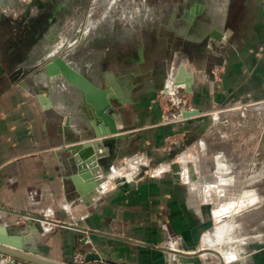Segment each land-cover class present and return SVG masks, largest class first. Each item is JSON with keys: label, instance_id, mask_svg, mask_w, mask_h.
<instances>
[{"label": "crops", "instance_id": "obj_1", "mask_svg": "<svg viewBox=\"0 0 264 264\" xmlns=\"http://www.w3.org/2000/svg\"><path fill=\"white\" fill-rule=\"evenodd\" d=\"M118 1L112 3L116 5ZM140 2L147 5V11L148 2L182 5L180 13L173 7L167 22V28L180 38V42L167 44L172 53L153 59L142 73L135 68L145 62L143 44L139 60L125 50L121 57L117 56L121 51L117 49L114 62H94L92 66L82 59L65 62L95 86L108 88L124 100L115 98L107 114L125 137L105 144L98 152L92 147L98 154L96 168L100 171L96 173L103 177L102 182L94 171L88 177L78 171L73 155L65 151L72 144L98 138L93 134L99 122L95 98L88 99L83 87L59 73L54 77V103L47 89L39 91L27 81L34 78L38 82L40 71L13 82L19 69L11 73L8 62L0 59L2 77L5 76L0 82V207L5 210L0 215V225L22 227L34 218L46 219L42 223L45 234L39 233L37 245L42 256L56 261L73 254L77 226L89 230L94 246L105 251L109 260L127 264H169V260L171 264H264V246L238 251L242 256L236 262L232 258L224 260L222 250L207 247L205 237L212 233L214 209L202 201L188 164L178 168L176 160L177 150L188 147L185 143L191 142L194 128L203 119L188 116L182 122L165 124L159 103L153 101L160 92L167 100L174 96L181 99L176 94L183 86L176 85L170 77L171 68L181 64L194 75L192 90L183 85L193 95L194 109L204 111L203 115L213 109V102L223 103L231 96L250 102L261 98L264 0ZM186 8H199L200 14L193 12L192 20L187 21ZM102 17L112 24L109 33L116 35V18L111 11ZM133 17H128L130 26ZM122 28L127 34L132 32L129 26ZM213 32H221L222 39ZM34 65L28 62L23 70L34 69ZM216 65L225 67L221 79L212 75L211 68ZM46 79L47 74L44 83ZM68 116L72 120L70 127L66 125ZM177 131L185 132L189 138L180 144H166L165 138ZM79 135L83 140L66 144V137ZM184 154L180 157L187 163ZM127 163L130 168L137 169L139 164L144 170L157 171L133 170L131 176L118 175L116 168ZM25 234L30 236L33 230ZM35 237L38 235L33 239L37 241ZM68 245L71 247L67 250ZM210 256L217 260L209 262ZM12 259L0 254V264Z\"/></svg>", "mask_w": 264, "mask_h": 264}, {"label": "rangeland", "instance_id": "obj_2", "mask_svg": "<svg viewBox=\"0 0 264 264\" xmlns=\"http://www.w3.org/2000/svg\"><path fill=\"white\" fill-rule=\"evenodd\" d=\"M148 5L150 9L147 11V5L140 0L131 3L119 0L116 5L112 0H0V59L8 62L11 73L27 66L28 62L35 64L31 72L40 71L45 62L59 56L64 58L63 62H80L82 59L92 66L94 62H114L125 51L134 60H139V47L143 44L145 62L135 69L146 72L153 63L150 61L172 53L167 44L180 40L167 28V22L174 6L178 13L182 11L181 4L148 2ZM108 11L116 18V35L109 33L111 22L102 17ZM125 13H128L127 17ZM132 14L130 26L128 17ZM143 14H148L149 18L146 15L144 18ZM125 26L131 27L132 32H123L122 27ZM174 67L170 70L172 80L178 69ZM211 70L214 79H221L225 67L216 65ZM14 76L13 82L23 81L20 75L15 73ZM45 76L44 68L37 77L38 82L34 78L27 81L37 89L45 90ZM184 87L176 94L181 99L174 96L167 100L160 92L153 100L161 107L162 120L164 117L169 120L165 124H176L170 119L179 115L183 108L191 110L195 107L193 95ZM261 93V98L253 102L231 96L223 103L213 102V109L208 114L203 115L205 112L200 111L196 118L201 116L203 122L194 128L191 142L185 143L188 147L176 152L179 153L177 167L188 164L202 201L214 209L212 233L224 224L220 237L217 236L215 242L207 244V247L214 251L222 250L224 260L232 258L233 262L242 256L238 251L264 246V88ZM187 138L185 132L177 131L167 136L165 143L170 144L171 139ZM183 153L188 157L187 163L180 157ZM128 165L117 167L118 175L131 176L133 170H144L139 164L138 170ZM144 171L157 169L145 168ZM77 243L81 241L76 239ZM70 247L68 245L67 250ZM73 254L74 262L81 252L76 249ZM216 260L211 256L208 259L209 262ZM25 262L21 261V264ZM177 264L186 263L177 261Z\"/></svg>", "mask_w": 264, "mask_h": 264}, {"label": "water", "instance_id": "obj_3", "mask_svg": "<svg viewBox=\"0 0 264 264\" xmlns=\"http://www.w3.org/2000/svg\"><path fill=\"white\" fill-rule=\"evenodd\" d=\"M193 12L196 14H200V9H188L186 8L184 11V19L187 21L192 20ZM214 34V32H213ZM212 34V35H213ZM216 38L222 39V33L217 32L214 34ZM64 59L62 56L54 58L50 62H45L44 67L47 74V82L43 83L46 85L47 92H49L52 101L55 103L54 96L57 95L56 93V86L54 83V77L57 74L63 73L69 80H71L75 85L79 87H83L86 90L88 95V99L92 100V97L96 100V110L95 116L97 120H99L98 124L94 125V132L98 138H94L93 140H87L81 144H70L76 141L83 140L81 136H73V137H66V144L71 145L67 146L66 152L73 155V159L75 162V168L80 171L86 177L90 176L93 171L97 167V155L96 153H92V147L95 148L96 152H98V148L104 147L105 144L109 142H115L117 140H121L125 137V134H121L118 128L115 125V122L112 121L107 111L114 107L113 100L117 98L119 101L124 102L119 95L113 93V91L109 90L108 88H100L95 86L92 82H90L87 78L82 76L77 71L70 68L71 66L62 61ZM70 67H69V66ZM40 70V72L42 71ZM3 67L0 64V82H3L5 76L2 77ZM32 70V69H31ZM31 70H23L19 68L16 74H23V78H27L30 74ZM63 70V71H62ZM73 73V75L71 74ZM76 78V79H75ZM4 79V80H3ZM194 75L192 72L187 70V67L184 64H181L177 70L174 83L176 85L184 84L187 89L192 90ZM40 84V83H39ZM39 91H43L42 89ZM91 97V98H90ZM42 100V99H41ZM200 113L199 109H194L191 111L183 112L184 116H192L197 115ZM116 117L119 118V114H116ZM71 117L68 116L66 125L70 127L71 124ZM101 124V125H100ZM88 150V154H84L83 151ZM91 150V151H90ZM81 152V153H80ZM95 152V151H94ZM80 154V155H79ZM95 155V156H94ZM80 157V158H79ZM99 171V170H98ZM95 174L100 178V173ZM104 174H107L106 172ZM99 182L104 181L103 177L98 179ZM4 208L0 207V215L3 213ZM46 219L42 218H34L28 222V224L23 225L22 227H9L4 228L0 225V254L7 255L14 259H20L23 261L32 262L34 264H74L73 258L74 254H70L67 256L63 261H56L51 259L50 257L42 256L41 249L37 245L40 237V234H45V227L42 223H44ZM48 221V220H47ZM50 221V220H49ZM75 231L77 232V240H80V244H76L74 246V250L78 249L81 254L84 256V260L87 261H98V262H108L110 264H127L121 261L109 260L106 256V252L100 248L94 246V242L90 232L87 228L82 227H74ZM8 230V231H6ZM27 230H33V234L30 236H26L25 232ZM79 232V233H78ZM37 241H34V236ZM80 234V236H79ZM96 245V244H95ZM13 262H8L6 264H12ZM169 264L170 260H169Z\"/></svg>", "mask_w": 264, "mask_h": 264}, {"label": "built area", "instance_id": "obj_4", "mask_svg": "<svg viewBox=\"0 0 264 264\" xmlns=\"http://www.w3.org/2000/svg\"><path fill=\"white\" fill-rule=\"evenodd\" d=\"M183 87H184V86H183ZM184 101H186V100H184ZM191 110H194V108L191 109ZM191 110L188 109V108H183L182 111L180 112V114H179V115H175L173 119H170V121L179 122V121L184 120L185 118H184V116H183V112H185V111H191ZM165 119H166V118L164 117V121H165V122H169V120H165ZM181 141H182V139H171V140H170V145L180 144ZM79 259H80V260H79ZM79 259H77V258L75 257L74 264H110V263H108V262H98V261H87V262H86V261L84 260V256H83L82 254L79 255ZM21 261H23V260H20V259H19V262H18V261H16V259H12L11 262H13L12 264H21Z\"/></svg>", "mask_w": 264, "mask_h": 264}, {"label": "bare ground", "instance_id": "obj_5", "mask_svg": "<svg viewBox=\"0 0 264 264\" xmlns=\"http://www.w3.org/2000/svg\"><path fill=\"white\" fill-rule=\"evenodd\" d=\"M218 112H214V114L217 116L218 114H217ZM184 116V115H183ZM192 116H196V115H192ZM184 117H188V116H184ZM181 122V121H180ZM87 150H85V151H83V153L84 154H88L87 152H86ZM81 153V152H80ZM80 155V154H79ZM95 156V155H94ZM80 158V157H79ZM188 158V157H187ZM187 158H185V160H188ZM184 159V158H183ZM97 167H98V164H97ZM95 169H97V170H95L94 172H97L98 170H99V168H95ZM100 171V170H99ZM214 195V194H213ZM215 199H216V197H215ZM220 211V210H219ZM219 215V214H218ZM254 217V216H253ZM224 225V224H223ZM223 225H220L217 229H216V231L215 232H213V233H209L208 235H206V237H205V241H206V243L207 244H213V242H215V240L217 239L216 237L217 236H219V235H221L222 234V232H223V228H224V226ZM229 231V230H228ZM220 237V236H219ZM231 238V237H230ZM223 240V239H222ZM220 241V240H219ZM230 241V240H229ZM217 244V243H216ZM213 246H215V245H213ZM216 247V246H215Z\"/></svg>", "mask_w": 264, "mask_h": 264}]
</instances>
